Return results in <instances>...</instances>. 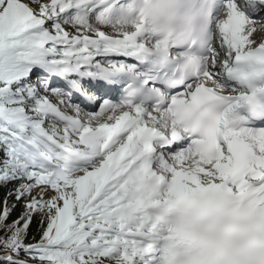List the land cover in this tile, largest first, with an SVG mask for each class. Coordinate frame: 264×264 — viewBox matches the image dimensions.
<instances>
[{
	"label": "snow or ice",
	"instance_id": "snow-or-ice-1",
	"mask_svg": "<svg viewBox=\"0 0 264 264\" xmlns=\"http://www.w3.org/2000/svg\"><path fill=\"white\" fill-rule=\"evenodd\" d=\"M0 189V264H264V0H0Z\"/></svg>",
	"mask_w": 264,
	"mask_h": 264
},
{
	"label": "trees",
	"instance_id": "trees-1",
	"mask_svg": "<svg viewBox=\"0 0 264 264\" xmlns=\"http://www.w3.org/2000/svg\"><path fill=\"white\" fill-rule=\"evenodd\" d=\"M4 194V190L0 189V197H3Z\"/></svg>",
	"mask_w": 264,
	"mask_h": 264
}]
</instances>
